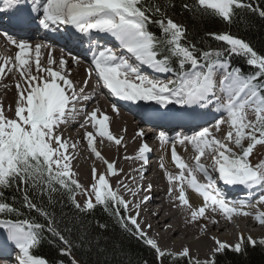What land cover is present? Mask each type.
<instances>
[{
	"label": "snow or ice",
	"instance_id": "snow-or-ice-1",
	"mask_svg": "<svg viewBox=\"0 0 264 264\" xmlns=\"http://www.w3.org/2000/svg\"><path fill=\"white\" fill-rule=\"evenodd\" d=\"M174 7V0H31V4L27 0H3L0 14L11 13L10 19L25 28L35 25L45 32L71 29L64 38L79 44L87 42L92 56L86 78L78 83L71 78L68 59L56 58L51 50L42 56L48 45L0 32L15 49L14 58L0 56V81L9 74L14 79L18 75L13 85L14 100L7 107L0 101V230L6 234L4 244L12 246L16 264H49L33 252L45 239V233L63 245L60 255L68 256L70 264H79L72 256L73 243L59 230L55 213L50 210L58 203L57 197L59 202L66 198L79 214L102 207L126 233L153 250L160 264L164 259L173 264H217L218 254H239L245 245L257 244L242 234L234 245L212 237L215 247L204 261L194 260L188 247L179 253L163 250L141 227L139 219L142 206L152 197L144 194L133 202L121 195V188L134 198L141 192L151 193L152 185L145 186L133 176L135 187L121 180L113 188L110 178L120 176L123 170L98 150V138L100 144L106 140L118 148L127 145L123 143L124 136L117 137L110 130L107 114L99 107L87 110L86 102L94 98L86 91L93 75L112 97L130 103L154 102L164 109H155L160 119L179 127L193 124L199 128L193 135L181 133L170 139L162 131L157 137L161 148L170 150L171 161L179 170L173 174L163 162L159 165L168 183L170 203L186 214L187 223L206 219L218 224L219 220L212 218L214 214L228 222L235 217L253 216L264 226V210H260L264 206V159L255 164L250 159L257 146H264V55L229 32L205 34L224 46L199 47L189 39L187 27L168 15L169 8ZM182 7L193 15L212 16L229 25L234 22L237 9H249L264 17V9L244 0H192ZM153 24L160 35L150 30ZM104 36L113 38L118 47L101 45ZM233 57H243L254 71L245 74L243 68L234 67ZM72 61L80 62L77 57H72ZM145 66L153 75L142 72ZM4 87L7 89L8 85ZM112 111L119 112L115 104ZM80 114L84 116L80 127L85 129L87 148L105 165L104 172L92 168V183L87 187L75 178L72 168L80 141H70L60 131L62 125ZM209 116L215 120L212 128L198 123ZM222 125L229 130L217 138L213 129L220 132ZM89 127L92 131L87 130ZM135 135L140 138L136 154L124 159L140 162L135 171L142 181L153 148L144 141L143 131ZM177 145L186 151L191 146L192 163L178 154ZM206 156L211 160L208 165L202 162ZM218 181L249 192L256 188L261 191L255 200L228 199L217 187ZM10 190L20 194L18 207L14 196L12 203L7 202L5 192ZM189 191L202 199L199 206L191 204ZM77 195L84 196L83 204ZM33 212L46 223L32 217ZM98 227L104 229L107 225ZM145 227L150 229L151 225ZM206 230L207 225H202L201 232ZM80 239L82 244H92L86 232L81 233ZM258 243L264 245V239Z\"/></svg>",
	"mask_w": 264,
	"mask_h": 264
},
{
	"label": "bare ground",
	"instance_id": "bare-ground-1",
	"mask_svg": "<svg viewBox=\"0 0 264 264\" xmlns=\"http://www.w3.org/2000/svg\"><path fill=\"white\" fill-rule=\"evenodd\" d=\"M11 14V13H10ZM62 31L60 34L65 37L67 32H70L71 29L61 28ZM43 29H38L36 26H32L28 31L20 34H16L11 31L10 34L14 38L30 40L33 44L42 43L48 45L49 48L42 50V56H46L47 51H53V54L56 58L63 56L69 60V65L72 70L71 78L80 83L86 78V71L89 68L90 64H76L72 61V57H78L79 50L78 47H74L69 43H60L50 40L42 33ZM2 32V31H0ZM60 34H57L56 37H61ZM113 44H108L100 41L101 45L109 46L113 48L118 47V43L114 41L113 38L104 36ZM64 41L63 38H60ZM15 49L7 43L5 37L0 34V56H12L14 58ZM91 62V60H89ZM142 72L145 74L153 75L150 69L146 66L142 68ZM15 79H18V75ZM14 77L9 74L5 79L0 81V101H2L7 107L15 98V89L13 87L15 83ZM7 84L8 88L5 89L4 85ZM86 91L91 94L94 98L91 101L86 102L87 110L90 112L96 107H99L102 112L107 114L110 117V130L112 133L119 137L124 136V144L126 147H117L114 144H111L105 140L103 144L99 143V138L97 142L98 150L102 152V155L109 161H116L117 169H122V174L117 177H111L110 183L115 188L119 181L124 180L125 183H130L133 187L135 184L132 183V177L135 176L137 181L143 185H152L151 193L141 192L139 196L132 197L130 193L124 192L121 188V195L124 196L126 200H132L136 202L139 200L140 196L148 194L152 199L148 202L146 206H142L140 210V221L141 227L145 228V231L148 232V235L155 238L158 245L166 251L172 253H179L184 247L190 249V256L194 260L204 261L209 258L211 250L215 247L212 237L219 239L222 242H227L230 245H234L237 242L238 237L242 234L244 238L250 236L253 240L264 239V226L260 225L253 216L246 217H235L232 222H228L221 216L214 215L213 219H218V224H212L210 220L207 223L206 232L202 233L201 228H194L191 223L186 222V214L180 209L176 208L172 203H170V198L167 195L168 183L164 176L163 170L159 167L160 163L163 162L165 168L175 174L179 170L175 168L174 164L171 161V153L169 149L161 148L159 140L157 139L160 132H165V134L170 138L174 139L179 134H174L173 127L176 125L174 123H169L167 121H162L161 123L165 124L163 127H155L160 129H153L151 125L146 124L147 121L156 122L152 116L142 115L146 120L133 115L127 109L118 107L119 112L112 111V103L102 97V93L98 89L94 75L89 82L88 88ZM154 103V102H146ZM78 108L81 105L77 106ZM140 113V112H139ZM11 115V113H8ZM213 113L212 115H214ZM222 118L219 114V117ZM84 116L80 114L71 120L69 123L62 125L60 131L63 133V137L69 139L70 141H80L77 144L76 151L74 153L75 158L72 161L73 171L76 173V179L82 185L88 186L92 183L91 170L93 167L98 169L99 172H104L105 165L99 160H97L94 155L91 154L90 150L87 148V143L83 139L85 129L80 127L83 122ZM208 119V118H207ZM206 120H201L200 122L204 127L212 128V125L215 123V120L211 119L206 123ZM222 130L216 132L213 129V134L217 138H222L226 132L229 130L227 125L221 126ZM88 131H92L89 127ZM126 130V131H125ZM199 128L195 129L189 128L184 134L193 135L195 131H198ZM144 132V141L151 142L150 146L153 148V151L150 153L152 159L149 161L146 171L144 173V180H139V174L135 171L140 168V162L131 159H124L125 156L132 157L136 154V150L140 144V138L135 134L137 132ZM178 154L183 157L189 163H192V157L194 155L191 150V146H188L186 151L184 146L177 145ZM155 153V157L153 158ZM202 162L206 165L211 163V160L206 156L202 158ZM202 178V177H201ZM237 187V186H236ZM238 193L244 194L245 199L255 200L260 194V189L256 188L249 192V190L244 188H238ZM188 196L191 204L194 207L199 206L202 203V199L198 197L192 191L188 192ZM243 199V200H245ZM131 207V206H130ZM260 210H264V206H260ZM253 213L256 212V209H251ZM241 219V220H240ZM151 225V228L148 229L145 225ZM163 230L161 233L160 230ZM3 235V237H5ZM235 242V243H234ZM0 246L4 247V244L0 241ZM14 259V258H13ZM12 257H10L9 252L0 250V264H12ZM16 264V263H13Z\"/></svg>",
	"mask_w": 264,
	"mask_h": 264
},
{
	"label": "trees",
	"instance_id": "trees-1",
	"mask_svg": "<svg viewBox=\"0 0 264 264\" xmlns=\"http://www.w3.org/2000/svg\"><path fill=\"white\" fill-rule=\"evenodd\" d=\"M191 2L192 0H174L175 7L169 8L168 15L187 27L189 39L197 43L199 47L224 46L205 34L229 32L234 37L249 43L258 54L264 55V17H261L258 12L237 9L234 22L229 25L212 16L193 15L182 7L183 4ZM244 2L251 3L257 9H264V0H244ZM149 27L153 33L160 35L156 25ZM232 63L234 67L243 68L245 74L254 71L246 65L243 57H233ZM13 196L16 197L18 207L19 192L15 190L5 192L7 202L12 203ZM59 199L57 197L58 203L50 210L55 213L59 230L73 243L72 256L79 261V264H143V261H147L148 264H160L155 259L153 250L126 233L117 220L106 213L102 207L98 206L89 214H79L66 198L62 202H59ZM34 202L39 201L34 200ZM44 202L47 203L46 198ZM24 211L27 214V210ZM30 215L37 221L46 223L37 213L33 212ZM98 224H106L107 227L101 229ZM82 232H86L88 238L92 240L91 245L82 244L80 239ZM62 246L57 238L52 237L50 233H45V239L33 252L38 257L46 258L49 264H58L59 261L70 264L69 257L59 253V248ZM164 261L166 264H173L170 259H164ZM181 264L185 262L182 261ZM217 264H264V247L245 245L239 254L226 251L218 254Z\"/></svg>",
	"mask_w": 264,
	"mask_h": 264
},
{
	"label": "rangeland",
	"instance_id": "rangeland-1",
	"mask_svg": "<svg viewBox=\"0 0 264 264\" xmlns=\"http://www.w3.org/2000/svg\"><path fill=\"white\" fill-rule=\"evenodd\" d=\"M164 78H165L164 76H161V79H164ZM245 143H247V142L245 141ZM153 156H154L153 158H156V157H155V153H154ZM250 159H251V161H252L253 164L257 163L260 159H264V146H257V148L254 150V153H253V155L250 157ZM84 186H85V185H84ZM85 187H87V186H85ZM77 200H78L81 204H83V202H84V196H83V195H77ZM248 217H249V216H248ZM241 219H242V217H241ZM241 219H240V220H241ZM243 219H247V218L245 217V218H243ZM207 223H208V220H206V219H201V220H199L198 222H196V223H191V224H192V226L196 229V228H201L202 225H207ZM160 232L162 233L163 230L161 229ZM3 235H5V232L2 231V230H0V237H3ZM248 237H249V236H248ZM248 237H246V238H248ZM246 238H245V239H246ZM255 241H257V244H256V245H260V244L258 243V242H259V239L255 240ZM234 243H235V242H234ZM261 246L264 247V245H261ZM159 263H160V261H159ZM163 264H166L164 260H163Z\"/></svg>",
	"mask_w": 264,
	"mask_h": 264
}]
</instances>
